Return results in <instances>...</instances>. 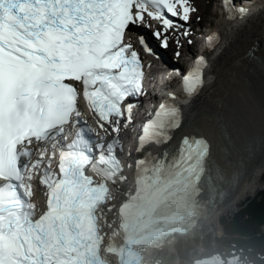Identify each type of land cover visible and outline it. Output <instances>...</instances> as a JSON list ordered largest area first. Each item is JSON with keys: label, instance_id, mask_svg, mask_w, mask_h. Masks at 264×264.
I'll return each mask as SVG.
<instances>
[{"label": "snow or ice", "instance_id": "obj_1", "mask_svg": "<svg viewBox=\"0 0 264 264\" xmlns=\"http://www.w3.org/2000/svg\"><path fill=\"white\" fill-rule=\"evenodd\" d=\"M233 8L239 18L250 11L244 0ZM196 11L189 0H0V264H104L102 209L122 171L118 138L106 140L105 124L118 133L127 114V127L145 95L142 56L126 31L147 16L168 33ZM140 43L154 54L143 35ZM208 68L205 53L183 75L186 92L199 90ZM81 88L104 135L77 105ZM174 113L160 103L142 125L141 148ZM38 186L46 206L33 202Z\"/></svg>", "mask_w": 264, "mask_h": 264}, {"label": "bare ground", "instance_id": "obj_2", "mask_svg": "<svg viewBox=\"0 0 264 264\" xmlns=\"http://www.w3.org/2000/svg\"><path fill=\"white\" fill-rule=\"evenodd\" d=\"M215 28L221 42L208 47L211 64L202 92L180 99L183 107L172 119L175 136L150 150L155 163L165 161L162 154L171 158L188 152L175 158L179 169L194 158V150L205 154L199 161L205 172L200 174L209 182L214 205L205 209L196 231L217 224L221 212L229 214L242 199L264 190V0L247 18L229 21L221 15ZM179 59L184 63L183 55ZM188 144V149L182 147ZM41 193L37 188V203Z\"/></svg>", "mask_w": 264, "mask_h": 264}, {"label": "trees", "instance_id": "obj_3", "mask_svg": "<svg viewBox=\"0 0 264 264\" xmlns=\"http://www.w3.org/2000/svg\"><path fill=\"white\" fill-rule=\"evenodd\" d=\"M222 223L225 234L229 236L226 241L237 243L245 249L249 246L261 250L264 245V190L241 205L231 217L222 219Z\"/></svg>", "mask_w": 264, "mask_h": 264}, {"label": "rangeland", "instance_id": "obj_4", "mask_svg": "<svg viewBox=\"0 0 264 264\" xmlns=\"http://www.w3.org/2000/svg\"><path fill=\"white\" fill-rule=\"evenodd\" d=\"M195 3L198 5V7H199V11L200 12H202V17H203V25L204 26H210V27H216V25H217V23L219 22V13H218V9H217V4L213 1V0H195ZM194 20H197V18L195 17L194 18ZM192 53H193V51H192ZM187 54H190V53H187ZM186 60V59H185ZM183 62H184V59L182 60ZM261 180H264L263 178H261ZM260 180V183L262 184V186L264 187V182H262ZM262 187V188H263ZM247 198V199H246ZM246 198H244V199H242L241 200V202L238 204V208H240V206L241 205H243V204H245V203H248L251 199H253L254 197H251L250 196V198H249V196L248 197H246ZM235 206V207H236ZM234 207V208H235ZM234 208L233 209H229L228 210V212H229V214H227V215H225L223 212H221V216L222 217H224V218H226V217H230V216H232L233 214H235V211H232V210H234ZM237 208V209H238ZM232 211V212H231ZM231 212V213H230ZM223 215H225V216H223ZM220 216V217H221ZM210 227L211 226H209L208 228H207V230H211L210 229ZM215 230V229H214ZM262 230L264 231V225L262 226ZM218 232V231H217ZM182 241H185L186 243H187V245H189V244H191V240H190V238H188V239H183V240H181V242ZM213 241V240H212ZM216 244L215 243H213V242H211L210 243V247H211V249L215 246ZM197 248H199V247H197ZM182 249V248H181ZM172 251H173V249H172V247H166L165 249H164V251L163 252H161L160 254H159V256L163 259V260H176L177 259V256L174 254V253H172ZM263 253H264V251H262ZM262 253V254H263ZM245 254H247V257L248 258H253V259H256V260H258V261H260L261 262V264L262 263H264V255H260V254H258L257 253V251L256 252H253V251H251V249H249V251H246L245 252ZM189 256V252H182L181 251V253H179V255H178V257L179 258H181V259H186L187 257Z\"/></svg>", "mask_w": 264, "mask_h": 264}]
</instances>
